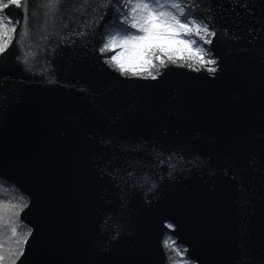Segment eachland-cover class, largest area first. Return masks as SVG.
Returning a JSON list of instances; mask_svg holds the SVG:
<instances>
[{
	"label": "water",
	"instance_id": "95a60500",
	"mask_svg": "<svg viewBox=\"0 0 264 264\" xmlns=\"http://www.w3.org/2000/svg\"><path fill=\"white\" fill-rule=\"evenodd\" d=\"M227 2L214 14L243 39L214 43L215 74L125 78L75 45L49 58L56 83L0 67V178L29 201L21 264H166L165 232L194 264H264V32H247L264 29V0L233 3L240 15ZM127 161L139 177L125 189L104 173Z\"/></svg>",
	"mask_w": 264,
	"mask_h": 264
},
{
	"label": "snow or ice",
	"instance_id": "6c2138e0",
	"mask_svg": "<svg viewBox=\"0 0 264 264\" xmlns=\"http://www.w3.org/2000/svg\"><path fill=\"white\" fill-rule=\"evenodd\" d=\"M233 3L251 11L242 0H228L226 7L235 15L240 13ZM222 7L218 0H0V67L14 60L24 71L56 83L46 75L54 63L49 58L57 48L75 45L80 50H94L104 64L125 78L156 80L159 70L168 64L215 74L214 43L234 44L243 39L239 23L233 20L235 27L230 29L220 22L223 14H214ZM247 32L251 44L264 29L248 28ZM35 64L42 67L34 69ZM8 78L0 73V83ZM78 90L91 94L83 85ZM158 159L169 169L176 167L172 157L162 158L161 153ZM198 162V158L187 161L192 167ZM104 174L121 181L125 189L139 177L131 161ZM152 184L155 186V179ZM27 206L23 197L20 203L0 202V264H21L32 236L31 229L18 231V218ZM163 228L175 231L168 221ZM162 246L173 254L167 256L166 264H188L187 249H181L167 232Z\"/></svg>",
	"mask_w": 264,
	"mask_h": 264
},
{
	"label": "trees",
	"instance_id": "16d2710c",
	"mask_svg": "<svg viewBox=\"0 0 264 264\" xmlns=\"http://www.w3.org/2000/svg\"><path fill=\"white\" fill-rule=\"evenodd\" d=\"M21 197H23V200L29 205L28 198L20 190H18L14 185L9 183L8 181H5L0 178V202H3L5 204L20 203ZM18 221H19L18 231L26 232L29 229H31L20 220V216L18 218ZM165 250H166V258L167 256L173 255L167 249Z\"/></svg>",
	"mask_w": 264,
	"mask_h": 264
},
{
	"label": "bare ground",
	"instance_id": "6f19581e",
	"mask_svg": "<svg viewBox=\"0 0 264 264\" xmlns=\"http://www.w3.org/2000/svg\"><path fill=\"white\" fill-rule=\"evenodd\" d=\"M185 260L188 261V264H194V262H192L191 260H189V258H187L186 256H185Z\"/></svg>",
	"mask_w": 264,
	"mask_h": 264
},
{
	"label": "rangeland",
	"instance_id": "374dc122",
	"mask_svg": "<svg viewBox=\"0 0 264 264\" xmlns=\"http://www.w3.org/2000/svg\"><path fill=\"white\" fill-rule=\"evenodd\" d=\"M206 47H207V46H206ZM168 65H174V66H178V65H176V64H168ZM168 65H167V66H168ZM167 66H166V67H167ZM166 67H164V68H161L159 71H160V72H162V71H163V69H165ZM186 68H188V67H186ZM188 69H189V68H188Z\"/></svg>",
	"mask_w": 264,
	"mask_h": 264
}]
</instances>
